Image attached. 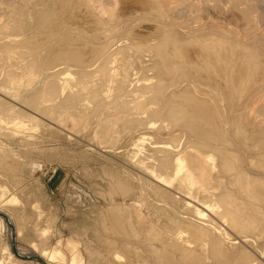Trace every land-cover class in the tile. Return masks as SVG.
<instances>
[{
  "label": "bare ground",
  "instance_id": "1",
  "mask_svg": "<svg viewBox=\"0 0 264 264\" xmlns=\"http://www.w3.org/2000/svg\"><path fill=\"white\" fill-rule=\"evenodd\" d=\"M0 121L124 146L123 264H264V0H0Z\"/></svg>",
  "mask_w": 264,
  "mask_h": 264
},
{
  "label": "rangeland",
  "instance_id": "2",
  "mask_svg": "<svg viewBox=\"0 0 264 264\" xmlns=\"http://www.w3.org/2000/svg\"><path fill=\"white\" fill-rule=\"evenodd\" d=\"M2 122L0 261L57 264L60 259L41 256L42 249L57 247L65 264L74 250L83 264H110L111 260L112 264H123L124 247L120 245L124 241V216L137 224L136 208H143L138 203L142 202V195L135 201L124 200L123 193L110 188V176L114 175L123 181L128 179L135 187L140 185L137 173L125 165L128 158L124 146L114 150L101 148L84 133L72 140L52 138L41 125L12 135L10 124L3 122L6 129ZM12 196L14 199L10 200ZM142 211L145 213V208ZM108 238L118 241L115 251L121 259L112 253L108 256ZM96 254L110 257V262L99 263Z\"/></svg>",
  "mask_w": 264,
  "mask_h": 264
}]
</instances>
